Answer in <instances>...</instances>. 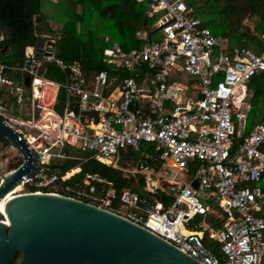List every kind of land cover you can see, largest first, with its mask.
Listing matches in <instances>:
<instances>
[{
  "label": "built area",
  "instance_id": "1",
  "mask_svg": "<svg viewBox=\"0 0 264 264\" xmlns=\"http://www.w3.org/2000/svg\"><path fill=\"white\" fill-rule=\"evenodd\" d=\"M147 1V15H158L156 39L128 52L114 43L105 52L128 77L115 70L86 77L78 62L55 56L56 39L47 34L38 35L39 55L26 46L19 66L0 63V119L35 159L16 194L93 205L200 264H264V121L247 126L251 93L241 92L264 72V48L255 54L213 35L188 0ZM5 39L0 30V50ZM261 40L264 47V34ZM46 64L64 72V82L49 79ZM181 74L195 80H172ZM127 150L140 154L138 164L116 166L111 158ZM66 159H92L125 178H152L158 187L142 196L94 173L69 187L79 166L52 168Z\"/></svg>",
  "mask_w": 264,
  "mask_h": 264
},
{
  "label": "trees",
  "instance_id": "2",
  "mask_svg": "<svg viewBox=\"0 0 264 264\" xmlns=\"http://www.w3.org/2000/svg\"><path fill=\"white\" fill-rule=\"evenodd\" d=\"M187 6L203 27L213 35L227 39L231 46L248 49V45H253L257 52L259 50L257 54L263 51L264 0H188ZM147 11V0H0V30L9 32L1 45L0 63L6 67L19 66L25 47H36L41 41L39 34L53 33L49 25L53 22L57 25L55 33L58 32L59 36L49 35L57 39L54 54L58 59L67 64L78 62L88 78L99 71L112 70L121 78L128 77L126 72L116 70L108 63L105 52L114 43L128 52L142 49L146 40L156 39L151 29L158 15L150 17ZM36 17H40V24H36ZM248 19L256 22L252 31L243 24ZM140 33H145L146 39H140ZM45 67L49 79L64 82V72L53 64H46ZM245 87L244 93H251L248 99L250 125L264 121V72L251 78ZM63 100L61 92L59 101ZM3 146L7 145L0 139V148ZM76 156L87 158L86 155ZM119 159L124 163L122 168L133 167L138 164L140 154L127 150L120 154ZM20 164L21 160L17 158L8 164L7 169L14 170ZM77 166L79 174L64 185L73 187V183L82 180L85 174L94 173L114 183L118 190L127 186L138 192L144 186L142 176L125 178L121 171L92 159H66L54 163L52 168L63 173ZM20 260L21 254L18 253L14 262Z\"/></svg>",
  "mask_w": 264,
  "mask_h": 264
},
{
  "label": "water",
  "instance_id": "3",
  "mask_svg": "<svg viewBox=\"0 0 264 264\" xmlns=\"http://www.w3.org/2000/svg\"><path fill=\"white\" fill-rule=\"evenodd\" d=\"M3 34L8 38L9 32ZM0 139L22 157L20 166L1 177V201L36 168L33 154L1 119ZM6 202L0 211V264H200L141 227L78 200L30 193Z\"/></svg>",
  "mask_w": 264,
  "mask_h": 264
},
{
  "label": "rangeland",
  "instance_id": "4",
  "mask_svg": "<svg viewBox=\"0 0 264 264\" xmlns=\"http://www.w3.org/2000/svg\"><path fill=\"white\" fill-rule=\"evenodd\" d=\"M41 23V22H40ZM39 23V24H40ZM243 24H244V26H246V27H248L249 28V30L250 31H252L253 30V28H254V26H255V24H256V22L254 21V19L253 20H251V19H248V20H245L244 22H243ZM49 25H50V28H51V30H52V32L53 33H51V32H48V33H46L47 35H49V34H55L56 35V38H58V36H59V34H58V32L57 33H55L56 31V28H57V25L56 24H54L53 22H49ZM50 36H52V35H50ZM53 38H55L54 36H52ZM57 40V39H56ZM248 47V49H250L253 53H255V54H257V53H259V50H258V52L253 48V45H248L247 46ZM172 80H178V81H180V82H183V83H188V82H190V81H194L195 80V78H190V77H188L187 75H184V74H181V75H177V76H175L174 78H172ZM245 90H246V87L244 86V87H241V92L242 93H244L245 92ZM242 102H243V100H242V98L239 100V102H237L236 103V105L237 106H240L241 104H242ZM22 119H28V117H26V116H22ZM247 126L249 127L250 126V122H252V120L249 118L248 120H247ZM148 147L146 146V145H143L142 146V149L143 150H145V149H147ZM262 151H264V148L262 149ZM17 158H19V154L17 153V151L15 150V149H13L11 146H7V147H5V148H3V147H1L0 148V182H1V177L3 176V175H5V174H7V173H9L10 171H8V164H10V162H15V160L17 159ZM112 159V161H115V165L116 166H122V165H124V163H122L120 160L121 159H116V158H111ZM123 176H125L124 174H123ZM142 180L144 181V184H145V187L144 188H142V189H140V190H138V194L139 195H146V194H148V193H150V191L151 190H153V189H155V188H157L158 187V185H157V183H156V181H154V179H152V178H148V177H143L142 176ZM259 187H261V188H264V181L263 182H261L260 184H259Z\"/></svg>",
  "mask_w": 264,
  "mask_h": 264
},
{
  "label": "bare ground",
  "instance_id": "5",
  "mask_svg": "<svg viewBox=\"0 0 264 264\" xmlns=\"http://www.w3.org/2000/svg\"><path fill=\"white\" fill-rule=\"evenodd\" d=\"M23 188V185L21 183H19L12 191H10L7 196L5 197V199L0 201V211L5 207V205L7 204L6 200H9L11 198H13V196L17 193L20 192ZM9 223V219L7 218V223Z\"/></svg>",
  "mask_w": 264,
  "mask_h": 264
}]
</instances>
